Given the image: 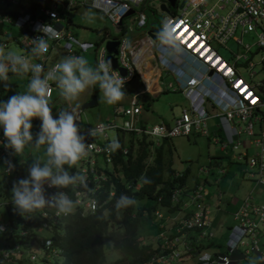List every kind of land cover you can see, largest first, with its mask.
I'll list each match as a JSON object with an SVG mask.
<instances>
[{
  "label": "built area",
  "instance_id": "obj_1",
  "mask_svg": "<svg viewBox=\"0 0 264 264\" xmlns=\"http://www.w3.org/2000/svg\"><path fill=\"white\" fill-rule=\"evenodd\" d=\"M144 1L0 0V33L5 35L1 43L7 45L10 40L16 41L24 47L25 53L21 54L29 60L30 64H41L47 72L57 63L49 66L46 62L50 55L49 51L55 46L62 45L67 49L69 55H80L81 51L95 47L93 41L78 39L70 31L65 30V18L62 14L64 7L91 5L119 27L118 35L111 37L119 40L116 45L117 53L114 54L117 66L112 68L125 78V86L136 76L140 57H144V52H153L155 53L153 58L157 63H162L168 70L174 72V81H170L169 84H173L174 88L186 91L189 94L187 96L191 99L190 109L182 108L180 114L174 117L171 124L161 122L147 126L139 118L142 106L137 99L140 92H136L131 96L128 104L122 108L115 107L114 118L116 120L98 121L94 126H104L107 131L110 128L122 133L129 131L132 136L139 135L136 140L143 136L156 140L180 134L188 135L193 128L207 133L209 130L207 119L215 114L210 113L203 106V103L208 102L207 106L219 110L216 114L219 115L220 125L224 130L226 139L220 140L213 137V140H220L222 149L226 147L227 142H233V147L237 148L239 143H242L238 140L242 131L254 136L252 140H249V143L254 145L255 151L251 154L247 153V161L250 166L255 167V170L251 171L250 174L258 176L257 182L263 187L264 193V73L260 77L256 76L259 71L254 69L255 61L251 58L252 46H254V50L264 48V0H216L212 3H209L208 0H184L182 5L177 2L173 10L169 9L167 17L159 29L150 28L151 31L158 34V38L153 39L147 31L143 36L132 37L130 40L124 35L129 26L124 18L130 14L128 13L130 9L135 11L134 5H142ZM59 7H61L60 10ZM147 21L148 17L144 10L139 9L134 22L130 24V28L134 26L137 28L144 27L147 25ZM6 23L15 25L20 32L13 36L5 27ZM46 23L53 24L57 28L58 37L48 41L47 53L41 57H34L31 53V49L34 47L33 39L44 35L42 32H37L35 28L37 25ZM166 25L171 30L172 40L179 41L192 54L191 59L193 61L196 59L201 61V64L198 65L203 72L197 71L188 63L187 67L193 71L194 75L189 74L180 68V65L171 61L169 57H178L177 54L165 47L164 39H161L160 33L163 32ZM239 27L241 33L255 32V41L252 43L243 42L241 37H237L235 32ZM173 28L176 30L173 31ZM230 37L240 43L242 51H232V56L229 59L220 54L216 46L225 44ZM189 44L192 46L188 47ZM172 48L175 47L172 46ZM163 49H165L164 54L161 53ZM106 54L105 41L100 47L98 62L100 60L107 61ZM178 59L183 65H186L183 59ZM263 59L262 57L261 64L264 70ZM119 66L124 67V72L119 69ZM243 67L247 69L251 80L243 75ZM197 75L200 76L199 79L196 78ZM30 78L31 72L29 80ZM207 83L210 84L209 87L205 85ZM54 85V82H50L52 95ZM257 88L262 89L263 92L261 93ZM76 113L78 116L80 109L76 108ZM119 115H122L120 121L116 118ZM256 122L260 125L258 131L254 128ZM91 127L88 126L81 130V134H85L87 129ZM1 137L4 138V134ZM112 138L121 141L123 153L129 151V145L134 146L133 141L127 143L129 140H125L124 135L119 133L116 137H110L106 132L102 140L87 137L86 143H93L94 147L91 149L90 155L80 161L78 170L87 175L91 191L77 189L74 192L71 189L70 191L65 189L71 199L81 201V205L76 209H80L82 214L92 211L93 201L96 202V209L101 207L98 191H100L101 185L109 179V174L105 168L114 170L115 152L106 151V146ZM242 145L247 149L245 142ZM0 150L3 154L9 149H6L3 143ZM238 157L240 158L239 155ZM200 169L206 171V169ZM10 170L11 167L7 165L5 171L9 172ZM76 170L69 169L72 172ZM227 171L228 166L221 167L223 174ZM21 178H26V176L22 175ZM204 180L194 183L191 187L187 184L175 185L171 189L169 193L171 205L168 208L165 206V208L175 211V214L172 215V219H174L173 230L166 228L167 224L163 221L169 219L170 215L165 214L160 208L154 209V214L162 221L159 223L158 232L151 237L159 243L161 252L153 254L144 264H171L176 260H186L192 255L197 256V261L200 264H242L243 258H247L250 252L255 253L258 264H264V202L256 201V194L253 190L248 192L237 209L233 211L234 222L228 227L225 248L213 252L205 250L206 246L214 242V232L211 230L212 214L208 203L205 201L210 191L205 187ZM126 185L130 186L131 183L126 182ZM139 186L140 181H136L134 187L138 188ZM45 188L46 196L58 191V189L49 188L47 185ZM113 194L114 188H111L109 195ZM217 196L221 199V190L217 191ZM162 198L163 195L158 196V200H162ZM12 209L14 210V205ZM40 216L42 219L41 226L47 228L52 224L59 223L60 217L63 215L57 216L56 209L49 207V209H43ZM7 224L0 222V226L3 228ZM20 232L24 233V230ZM40 241L43 242L44 247L48 248L52 243L49 236H41ZM9 248H2L0 257H5L4 250ZM19 251L20 244L17 243L16 247L9 250L8 256L10 254L12 256V252L18 254ZM46 251L45 255H50L52 252L57 253L55 248ZM29 255L31 259L39 256L34 251H31ZM40 255L44 256L43 254Z\"/></svg>",
  "mask_w": 264,
  "mask_h": 264
},
{
  "label": "rangeland",
  "instance_id": "obj_2",
  "mask_svg": "<svg viewBox=\"0 0 264 264\" xmlns=\"http://www.w3.org/2000/svg\"><path fill=\"white\" fill-rule=\"evenodd\" d=\"M161 1L162 0H148V5H134L135 11L128 14L124 18L125 22H127L129 25L126 28L124 35L131 40L132 37L143 36L148 31L150 22L155 26H160L167 17V12L159 8ZM178 1L181 2L182 0ZM214 1L216 0H208L209 3ZM10 7L13 8L12 5H10ZM139 9L144 10L148 17V24L144 27L137 28L134 26L133 28H130V24L134 22V19L137 15V10ZM62 14L65 18V30L70 31L78 39L90 40L95 44V47H90L87 50L81 52V55H83L89 61L90 65L95 67L98 63L100 47L110 37L118 35L119 27L110 19H108L102 12L89 5H80L70 8L64 7ZM5 27L8 28L10 34L13 36H16L20 32L13 24L6 23ZM235 35L237 37H241L243 42L252 43L256 39L255 32L241 33L240 27L236 30ZM4 38L5 35L0 33V51L7 53L10 50H15L20 54L25 53L24 47L19 45L16 41L10 40L7 45L1 43V40ZM218 49L222 55L229 57V59L230 56H232V51H242L240 43H238L232 37H230L225 44H219ZM183 52L187 54L185 51ZM49 53V58L46 60L49 66L69 55L67 54V49L62 45L55 46V48L51 49ZM188 56L192 58L190 55ZM262 57L264 58V48L254 50V46H252L251 58L255 61L254 69L259 71L256 75L257 77L262 76L264 73L261 64ZM242 73L248 80H251V77H249L245 67L242 68ZM9 76L12 85L0 92L2 96H11L17 94V92L26 91L30 72L23 78L16 77L12 73H9ZM173 80L174 76L172 73L163 72V75H161L158 79L160 89L158 87L155 90H149L146 89L145 82L141 74L138 72V74H136V76L124 87V98L115 105H108L100 101L101 94L98 85L86 89L85 92L80 95L77 101H73L71 104H69L60 96L59 90L55 84L54 93L50 100V106L53 108L54 118H58L59 111L65 109L71 110L72 108L76 107V105H78L80 113L78 115L77 123L80 125L81 130H84L88 126L93 127L98 121L116 120L114 118L115 107L118 106L122 108L129 103V99L132 95H134L136 92H140V94L137 96V99L138 103L142 106V110L139 115L141 122L147 126L161 122L171 124L174 117L180 114L182 108H187L189 110L191 107V99L189 96H187L188 93L181 89L174 88L173 84H169V82ZM257 90L261 91V93L263 92L262 89L257 88ZM91 94H96L97 102L91 106L81 109V104L88 100ZM205 104L203 103V106L207 108L210 113H215L207 119L209 128L208 132L204 133L200 129L193 128L188 135L180 134L172 136L168 142L163 143V146L170 149L168 152L169 159L167 160L170 162L171 168L175 171L184 172L186 174L187 186L191 187L195 182H200L205 179V187L210 191V194L206 197L205 201L208 203V207L210 208L212 214L211 230L214 232V242L206 246L205 250L213 252L218 249L223 250L225 248V240L229 231L228 227L234 222L233 211L237 209L239 204L242 202V199L248 194V192L250 190L255 192L257 202H264V193L263 187L257 182L258 176L250 174L251 171L255 170V167L250 166L247 161V153L251 154L255 151L254 145L249 143V140H252L254 136L248 135L244 131L240 133L238 140L242 143L245 142L247 149L243 147L242 143H239L238 147L234 148L233 142H227L226 147L222 149L220 140H225L226 138L224 130L220 125L219 115L216 114L219 110L218 108L215 109L207 106L208 102ZM116 118L120 121L122 120V115H119ZM40 124L41 121L38 118L35 122H33L32 131L34 137L35 134L40 130ZM254 128L256 131L259 130L260 125L258 122L254 124ZM0 133L3 136V131H0ZM117 133L120 135L123 134L125 140H129L127 143L133 141L134 145H137L136 137L139 135L132 136L131 132L129 131L122 133L119 130L117 131L116 129L111 128L107 131V134L110 137H116ZM213 137H217L220 140L215 141L213 140ZM100 139L102 140L103 138ZM157 143H159V139L154 141L153 146H158ZM1 147L2 144H0V148ZM1 151L2 150H0V190H3V187L5 188L6 186L9 193L5 191L0 192V222L3 224L8 223L7 225H4V230L0 231V250L2 249L4 243L5 245L3 248H9L11 245L13 246L4 250L5 257H0V261L7 260V264H19L15 259L20 257L21 248L19 253L15 254L14 257L11 256V254L8 256L9 250L13 249V247H16L17 243H19L21 239L16 238L15 235L10 237L11 230L18 231L20 227L15 229L9 224L16 214H11L8 211L6 204L8 201L12 200L11 189L13 187V183L20 179V176L22 175L27 177V169L30 166L31 161L36 157L43 156L44 150L43 148L37 150L29 145L25 148L22 158L15 156V159L19 162V176L9 184H6L5 182V172H7L5 171L6 163L5 159L2 157L3 154ZM227 165H229L228 171L226 174H223V172H221V167H225ZM200 168L206 169V171ZM166 175L167 171L164 172V176ZM8 179L10 180V178ZM218 190H222L223 195L221 199L217 196ZM146 202L148 204H155V207L160 208L165 214L170 215L169 219L163 221L167 224L166 228L173 230L174 219H172V215L175 214V211L167 210L165 207L156 204L155 199L150 198ZM161 221L162 219L158 218L154 214L153 210H151L150 219L144 225L145 229L143 230L144 233L148 234L146 240L158 232L159 223ZM117 222L118 221L116 219V223ZM51 228L52 226L41 229V235H38V241L40 237L43 236V234L48 235L50 233L49 229ZM32 247H35L39 256L36 257L35 262L33 261L32 263L28 264H42L43 260L40 254L45 255L47 251L42 250L41 245L37 242H35V245ZM25 249L26 248H23L24 253ZM117 255V250L109 247L106 244L105 260L102 264H108ZM253 263L258 264V261L256 259L255 253L250 252L248 253L247 258H243L242 264ZM171 264L200 263L197 261V256L192 255L186 260H176Z\"/></svg>",
  "mask_w": 264,
  "mask_h": 264
},
{
  "label": "clouds",
  "instance_id": "obj_3",
  "mask_svg": "<svg viewBox=\"0 0 264 264\" xmlns=\"http://www.w3.org/2000/svg\"><path fill=\"white\" fill-rule=\"evenodd\" d=\"M35 30L44 35L33 39L34 47L31 53L34 57H41L48 52V41L58 37V31L53 24L47 23L37 25ZM160 36L176 49L190 53L179 41L172 40L171 30L167 25ZM158 64L160 68H164L162 63ZM29 72L31 78L26 91L17 92L7 101H0V128L3 129L4 147L10 150V155L22 158L25 148L29 145L37 150L43 148L44 154L31 161L26 178H20L13 183L11 201L14 211L24 218L46 207L55 208L57 216H68L75 212L81 201L71 199L65 189L74 192L77 189L91 191L87 175L78 170L80 161L86 159L94 147L93 143H86V138H103L107 129L104 126H94L87 129L85 134H81V127L77 123L78 105L71 110L59 111L58 118H54L53 108L50 106V82L56 84L60 96L69 104L77 101L86 89L98 85L100 101L115 105L125 96V78L112 68L111 60H100L93 67L83 55H67L45 72L41 64H30L24 55L15 50L7 53L0 51V83H3L5 88L9 86V73L23 78ZM35 118H38L41 124L34 137L32 121ZM120 148L119 140L112 138L106 146V151L114 153ZM5 163L14 167L9 160ZM69 169L77 170L70 172ZM141 180L144 183L151 182L144 176ZM45 185L58 191L46 196ZM137 203L134 197L122 194L114 207L119 214L122 209ZM92 212H96L95 201L92 202ZM106 216L107 212L104 213V217ZM3 230L0 226V231Z\"/></svg>",
  "mask_w": 264,
  "mask_h": 264
},
{
  "label": "trees",
  "instance_id": "obj_4",
  "mask_svg": "<svg viewBox=\"0 0 264 264\" xmlns=\"http://www.w3.org/2000/svg\"><path fill=\"white\" fill-rule=\"evenodd\" d=\"M145 4H149L148 0L144 1L143 5ZM171 9L173 10L174 6ZM152 28L157 30L159 26L152 25ZM10 85L12 82L9 81ZM5 89L3 83H0V92ZM9 97L0 94V101H7ZM36 119H33L32 123ZM0 129L3 131L2 128ZM158 139V146L154 147L155 139L139 137L137 145H129L127 153L122 152L120 141L121 148L114 154V170L105 168L109 179L101 185V189L98 191L101 207L97 208L95 213L88 211L82 214L80 209H76L73 214L61 216L59 223L52 224V228L49 229L50 233L43 234L44 237H51L52 243L49 248L44 247L40 239L38 241V235H41V229L44 228L41 226V211L24 218L12 209L13 203L10 200L6 204L8 211L11 214L15 212L16 215L9 224L15 229L20 227L18 231L11 230L10 232V237L15 235L16 238L21 239L19 241L21 255L15 259L16 262L28 264L36 261V258L33 260L29 258L31 251H37L35 247H32L35 242L39 243L42 249L55 248L57 250V253L52 252L50 255L42 256V264H102L105 260L106 244L118 252V255L108 264H144L153 254L160 253L159 243L153 240V237L146 240L148 234L143 232L144 225L150 219L151 210L154 211L157 208L155 204H148L146 201L150 198L155 199L156 204L168 208L171 205L169 197L171 189L175 185H186V174L173 170L167 160L170 149L165 148L163 143L168 142L171 137ZM0 142V144L4 143L1 133ZM9 153L10 150H7L2 155L5 161L9 160L14 165L9 172H5L6 184L12 183L19 176L20 169L15 156ZM166 171L167 175L164 176ZM142 176L147 177L151 182L144 183L141 180ZM136 181H140L138 188L134 187ZM126 182H130L131 185L127 186ZM111 188H114V194L110 196ZM67 190L70 191V189ZM2 191L9 193L6 186L0 190V192ZM122 194L134 197L138 203L135 206L122 209L117 214L114 205ZM159 195H163L162 200H158ZM44 209H49V207ZM105 212H107L106 217H104ZM21 230H24V233H21ZM23 248H26L25 253ZM15 254L12 252L13 257ZM0 263L7 264L8 261L1 260Z\"/></svg>",
  "mask_w": 264,
  "mask_h": 264
},
{
  "label": "crops",
  "instance_id": "obj_5",
  "mask_svg": "<svg viewBox=\"0 0 264 264\" xmlns=\"http://www.w3.org/2000/svg\"><path fill=\"white\" fill-rule=\"evenodd\" d=\"M163 1V0H162ZM80 6V5H79ZM89 6H91V5H89ZM148 22V21H147ZM148 24V23H147ZM150 26H149V30H150V28L152 29V23L150 22V24H149ZM148 30V31H149ZM154 30V29H153ZM111 38V37H110ZM217 47V49H218V46H216ZM87 50V49H86ZM218 51H219V49H218ZM82 52V51H81ZM182 52V51H181ZM183 53V52H182ZM185 54V53H184ZM221 54V53H220ZM80 55H81V53H80ZM186 56H188V55H190L191 56V54L190 53H187V54H185ZM224 56V55H223ZM189 57V56H188ZM192 57V56H191ZM224 57H226V58H229V57H227V56H224ZM185 58V57H184ZM147 60H149V61H151L153 64L152 65H149V69L146 71V73L148 74V75H146L145 74V72H144V65L145 64H147L149 61H147ZM144 61H147L146 63H144L143 64V70L141 71V69H140V66H139V69H138V71H137V74H138V72H139V74H141V76H142V78H143V80H144V82H145V85H146V89H149V90H155L156 88H158L159 87V89H160V86H159V84H158V79H159V77L161 76V75H163V72H165V73H172L173 74V76H174V72L172 71V70H168V68L167 67H165L164 66V68H160V65L156 62V60H154V58H153V56L151 55V52H147V51H145L144 52V57H140V62L139 63H141V62H144ZM185 62V61H184ZM195 62L197 63V64H201V61L200 60H198V59H196L195 60ZM150 63V62H149ZM186 63V62H185ZM187 64L188 63H186V65L185 66H187ZM191 64V63H190ZM140 65V64H139ZM150 67L151 68H153V71L151 72V69H150ZM180 68H182L181 66H180ZM144 72V73H143ZM174 81V80H173ZM53 96V95H52ZM52 98V97H51ZM228 166V168H229V165H227ZM224 174H226V173H224ZM222 191V190H221ZM222 195H223V193H222Z\"/></svg>",
  "mask_w": 264,
  "mask_h": 264
},
{
  "label": "water",
  "instance_id": "obj_6",
  "mask_svg": "<svg viewBox=\"0 0 264 264\" xmlns=\"http://www.w3.org/2000/svg\"><path fill=\"white\" fill-rule=\"evenodd\" d=\"M183 1L182 0L180 2V5L183 4ZM170 4L171 5H174L176 0H169ZM159 8L163 11H166V12H169V8L166 4L165 1H161L160 4H159ZM61 9V7H59V10ZM133 11V9H130L128 11V13H131ZM121 22V21H120ZM148 33L150 34V36L153 38V39H156L158 38V34L157 33H154L153 31L149 30ZM119 40L118 39H114V38H109L106 40V48H107V54H106V60H111L112 62V67H116L117 66V60H116V57L114 54L117 53V47L116 45L118 44ZM151 55L153 56L154 53L152 52ZM119 69L124 72V67H121L119 66ZM97 102V97H96V94H91V96L89 97L88 100H86L85 102H83L81 104V109L82 108H85L87 106H91L93 104H95Z\"/></svg>",
  "mask_w": 264,
  "mask_h": 264
},
{
  "label": "bare ground",
  "instance_id": "obj_7",
  "mask_svg": "<svg viewBox=\"0 0 264 264\" xmlns=\"http://www.w3.org/2000/svg\"><path fill=\"white\" fill-rule=\"evenodd\" d=\"M163 43H164V45H165V47H167L169 50H171L173 53H175V54H177V57L178 58H181V59H183L186 63H191L190 65L193 67V68H195L197 71H199V72H203V70H202V68L195 62V61H193L190 57H188V56H186L184 53H182L180 50H178V49H176V48H172V44H170L168 41H166V40H163ZM164 52H165V49H163L162 51H161V53L162 54H164ZM169 56V55H168ZM185 57V58H184ZM170 59H171V61H173V62H175L177 65H180L185 71H187L189 74H192V75H194L193 74V71H191V70H189L188 69V67L187 66H185V65H183V63H181V61L178 59V58H176L175 56H172V57H169ZM186 58H187V60H186ZM147 61H149V60H147ZM147 61H144V62H141V63H139L140 65V69H141V71L143 70V64L144 63H146ZM150 62V63H149ZM147 64H145L144 65V72H145V74L146 75H148L147 73H146V71L149 69V65H152L153 63L151 62V61H149ZM165 63V62H164ZM150 69H151V72L153 71V68H151L150 67ZM143 72V73H144ZM184 76H186V75H184ZM194 77V76H193ZM196 78H200V76H196ZM187 79V78H186ZM207 87H209L210 86V84H205ZM208 89H210V88H208ZM215 90H217V89H215ZM227 91H230V90H228V89H226Z\"/></svg>",
  "mask_w": 264,
  "mask_h": 264
},
{
  "label": "flooded vegetation",
  "instance_id": "obj_8",
  "mask_svg": "<svg viewBox=\"0 0 264 264\" xmlns=\"http://www.w3.org/2000/svg\"><path fill=\"white\" fill-rule=\"evenodd\" d=\"M163 1L166 2V4H167V6H168L169 9H170L172 6L176 5L177 2H179L178 0H176L175 4H174V5H171L170 2H169V0H163Z\"/></svg>",
  "mask_w": 264,
  "mask_h": 264
},
{
  "label": "snow or ice",
  "instance_id": "obj_9",
  "mask_svg": "<svg viewBox=\"0 0 264 264\" xmlns=\"http://www.w3.org/2000/svg\"><path fill=\"white\" fill-rule=\"evenodd\" d=\"M177 27H179V25H177ZM176 29L175 28H173V31H175ZM192 45L191 44H189L188 45V47H191ZM253 102H255V101H253Z\"/></svg>",
  "mask_w": 264,
  "mask_h": 264
}]
</instances>
